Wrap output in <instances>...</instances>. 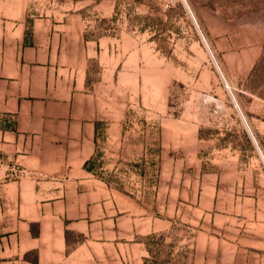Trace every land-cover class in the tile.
<instances>
[{
    "label": "rangeland",
    "instance_id": "1",
    "mask_svg": "<svg viewBox=\"0 0 264 264\" xmlns=\"http://www.w3.org/2000/svg\"><path fill=\"white\" fill-rule=\"evenodd\" d=\"M101 2L88 84L124 137L92 169L156 219L141 258L264 264V0Z\"/></svg>",
    "mask_w": 264,
    "mask_h": 264
},
{
    "label": "crops",
    "instance_id": "2",
    "mask_svg": "<svg viewBox=\"0 0 264 264\" xmlns=\"http://www.w3.org/2000/svg\"><path fill=\"white\" fill-rule=\"evenodd\" d=\"M91 4L0 0V264H29V251L38 264H148L156 219L85 169L104 124L106 141L124 137L123 112L109 120L88 84L105 40Z\"/></svg>",
    "mask_w": 264,
    "mask_h": 264
},
{
    "label": "trees",
    "instance_id": "3",
    "mask_svg": "<svg viewBox=\"0 0 264 264\" xmlns=\"http://www.w3.org/2000/svg\"><path fill=\"white\" fill-rule=\"evenodd\" d=\"M72 2H80V1H92L94 3H100L103 0H71ZM136 3H142L141 0H135ZM116 8V5H115ZM93 161H89L87 163H85V169L87 171L93 170L92 169V164ZM33 234H36V232L33 231ZM23 260L29 264H38V255L36 251H29L27 253L24 254L23 256Z\"/></svg>",
    "mask_w": 264,
    "mask_h": 264
},
{
    "label": "built area",
    "instance_id": "4",
    "mask_svg": "<svg viewBox=\"0 0 264 264\" xmlns=\"http://www.w3.org/2000/svg\"><path fill=\"white\" fill-rule=\"evenodd\" d=\"M14 174V173H13Z\"/></svg>",
    "mask_w": 264,
    "mask_h": 264
}]
</instances>
